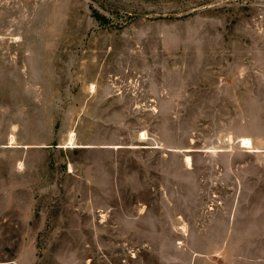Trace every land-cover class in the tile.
I'll use <instances>...</instances> for the list:
<instances>
[{
  "label": "rangeland",
  "instance_id": "rangeland-1",
  "mask_svg": "<svg viewBox=\"0 0 264 264\" xmlns=\"http://www.w3.org/2000/svg\"><path fill=\"white\" fill-rule=\"evenodd\" d=\"M0 264H264V0H0Z\"/></svg>",
  "mask_w": 264,
  "mask_h": 264
},
{
  "label": "bare ground",
  "instance_id": "bare-ground-1",
  "mask_svg": "<svg viewBox=\"0 0 264 264\" xmlns=\"http://www.w3.org/2000/svg\"><path fill=\"white\" fill-rule=\"evenodd\" d=\"M143 137H145V134L144 133H143ZM242 142H243V145L244 146H251V140L249 138H243L242 139ZM188 159H189L188 161L190 162V157L189 156H188Z\"/></svg>",
  "mask_w": 264,
  "mask_h": 264
}]
</instances>
